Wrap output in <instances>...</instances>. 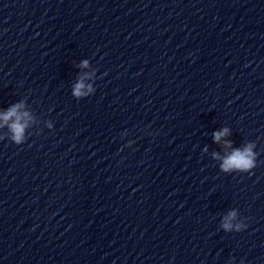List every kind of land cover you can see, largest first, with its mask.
Returning a JSON list of instances; mask_svg holds the SVG:
<instances>
[{
    "label": "clouds",
    "instance_id": "9594fccd",
    "mask_svg": "<svg viewBox=\"0 0 264 264\" xmlns=\"http://www.w3.org/2000/svg\"><path fill=\"white\" fill-rule=\"evenodd\" d=\"M83 66H87V62L85 61ZM84 87L83 82H80L76 85L74 94L76 96H80L83 93L81 89ZM23 107L22 104H17L10 108L6 113L0 114V120H2L5 124L11 120L13 121L8 126L10 127L13 133V139L16 142H20L22 140L23 132L25 127L27 126V119H29V114L27 112H21L20 109ZM228 132L227 129H224L222 132L214 133V138L218 142L223 135H226ZM252 145H247L244 149H236L229 156L224 159L222 168L227 171L231 169H240V170H248L255 166L254 162V153L252 152ZM235 214H231L229 217L225 218V229H230L231 224L227 221L230 220Z\"/></svg>",
    "mask_w": 264,
    "mask_h": 264
}]
</instances>
